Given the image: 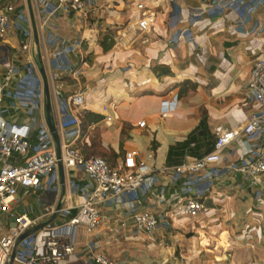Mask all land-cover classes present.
<instances>
[{
  "label": "crops",
  "instance_id": "obj_1",
  "mask_svg": "<svg viewBox=\"0 0 264 264\" xmlns=\"http://www.w3.org/2000/svg\"><path fill=\"white\" fill-rule=\"evenodd\" d=\"M11 1L29 14L32 9L38 28L36 0L5 3ZM138 3L157 13L156 23L148 33L136 30L135 23L140 18ZM213 3L214 0H100L83 25L74 24L63 10L50 20V30L67 46L80 45L83 53L81 62L77 52L71 54L74 66L62 73L61 84L65 96L82 89L87 91L82 109V128L83 122L87 128L79 141L87 144L90 152L98 147L114 166L127 152L137 151L141 159L152 152V165L160 171L213 151L216 127H244L254 109L246 91L252 64L264 58V30H259L264 25V7L241 24L233 12L215 15L209 8ZM195 11H202V21L195 22L191 14ZM123 30L128 39L124 46H117V33ZM38 32L37 60L39 66L42 61L50 81L55 48L46 44L45 33L39 28ZM170 39L179 43L169 44ZM17 44L16 36L0 41V81L6 73L1 57L5 50L14 54ZM24 74L22 69L11 82L12 89ZM51 90L58 128L62 114L56 92L52 87ZM174 100L176 104L172 103ZM12 101L6 96V105ZM167 101L171 110L163 118L161 112ZM105 106L112 122L104 119ZM5 118L20 123L29 121L22 111L7 113ZM141 121L146 122L145 128L138 126ZM95 132L100 136L97 145L91 137ZM36 141L35 134L32 143ZM242 155L238 145L222 155L225 177L205 198L206 212L202 216L190 218L174 212L170 216L171 226L159 229L152 238L130 230L118 233L109 224L93 234L81 229L76 253L64 264H89L88 243L95 244L98 253L125 264H264V189L262 192L254 184L238 183L240 178H234L229 169L240 164ZM170 173L161 176L158 188L166 190V198L171 201ZM73 175H77L78 185L87 183L81 172ZM61 181L60 176V185ZM65 184L62 206L81 205L84 198L80 191L71 193L66 179ZM53 197L21 189V202L15 212L20 213L24 207L32 218H37L42 214L39 203ZM156 202V198H148L144 205L156 212L168 208L165 203L155 206ZM53 216L42 219L40 224ZM23 241L16 255L22 252V246L33 245L30 237ZM39 250L42 251L41 245Z\"/></svg>",
  "mask_w": 264,
  "mask_h": 264
},
{
  "label": "built area",
  "instance_id": "obj_2",
  "mask_svg": "<svg viewBox=\"0 0 264 264\" xmlns=\"http://www.w3.org/2000/svg\"><path fill=\"white\" fill-rule=\"evenodd\" d=\"M99 1L36 0L38 28L45 33L46 44L55 48L52 55L54 74L50 76V82L62 114L58 131L67 188L71 193L79 190L84 198L79 206H62L59 159L55 140L45 120L44 82L36 55L31 16L18 3L0 0V41H8L11 36L18 38L15 53L10 55V51L5 50V55L1 57L6 73L0 81V264H9L14 245L24 233L38 226L42 219L53 215H57V220L32 233L29 236L32 247L22 246V252L16 255L13 264H64L76 253L81 229L93 234L109 224L118 233L130 230L135 235L145 234L152 238L159 229L171 226L170 216L174 212L190 218L202 216L206 212L205 198L225 177L221 167L222 155L234 145L239 146L243 160L229 167L233 177L240 178L238 183L254 184L263 192L264 58H258L252 64L246 91L254 109L244 127L241 130L216 127L214 149L201 158L159 171L152 165V152L144 159L137 151L127 152L115 166L101 156L87 157L82 152L77 142L84 133L82 109L86 105L87 91L82 89L65 96L61 80L62 73L64 75L71 71L74 66L71 54L77 52L81 62L83 53L80 45L67 46L58 34L53 33L50 20L63 10L74 24L83 25L96 10ZM263 7L264 0H214L209 8L217 16L233 12L243 24ZM137 10L140 18L135 23L136 30L140 33L150 32L156 23L157 13L144 3H138ZM191 14L195 22L203 20L202 11ZM260 27L259 30H264V25ZM117 34L116 45L124 46L128 39L127 31ZM182 35L187 37L188 33ZM179 41L170 39L168 43L178 44ZM22 69L25 74L12 89L11 82L18 78ZM6 96L12 98L11 104H5ZM169 103H164L165 108L161 112L163 118L171 110ZM172 103L176 104L177 101ZM16 111H22L29 121L20 123L5 118L7 113ZM103 113L104 119L112 122L107 106L103 108ZM138 126L145 128L146 122L141 121ZM35 134L37 141L32 143ZM169 171L168 187L173 189L171 201L166 198V190L158 188L161 176ZM79 172L87 180L83 186L77 184V175H73ZM21 189L54 197L40 202L42 214L32 218L24 207L20 213L15 212L21 202ZM148 198L157 199L155 206L165 203L168 208L156 212L144 205ZM60 204L61 208L58 209ZM40 245L42 251L39 250ZM87 247L89 264H125L98 253L93 243H88Z\"/></svg>",
  "mask_w": 264,
  "mask_h": 264
},
{
  "label": "water",
  "instance_id": "obj_3",
  "mask_svg": "<svg viewBox=\"0 0 264 264\" xmlns=\"http://www.w3.org/2000/svg\"><path fill=\"white\" fill-rule=\"evenodd\" d=\"M30 15H31V20H32V24H33V30H34V42L37 48L40 47V38H39V32H38V28H37V23H36V18L35 15L33 13V10H30ZM40 73L42 75L43 78V82H44V94H45V114H46V122L48 125V128L55 140V144H56V151H57V155H58V159H59V171H60V176H61V185H62V199L64 198L65 194H66V184H65V175H64V168H63V163L61 161V152H62V146H61V140H60V136H59V131L56 125V121L54 118V112H53V99H52V90H51V85H50V81L48 78V75L46 73V70L43 66L42 61H40ZM61 208V204L59 205L58 209ZM56 219V215H54L52 217V219H50L47 222H44L32 229H30L29 231H27L26 233H24L16 242V244L14 245L12 254H11V258H10V262L9 264H13L15 257H16V253H17V247L20 244L21 241H23L25 238L29 237L32 233L37 232L40 229H43L44 227H46L47 225L51 224L54 220Z\"/></svg>",
  "mask_w": 264,
  "mask_h": 264
},
{
  "label": "trees",
  "instance_id": "obj_4",
  "mask_svg": "<svg viewBox=\"0 0 264 264\" xmlns=\"http://www.w3.org/2000/svg\"><path fill=\"white\" fill-rule=\"evenodd\" d=\"M86 128H87V124L83 122V129L86 130ZM91 137H93V139H94V141H95V144H94V145H97V143H98V141H99V139H100L99 134H98L97 132H95L94 135L91 136ZM94 145H93V146H94ZM77 146L83 151V153H84L87 157L92 156V155L90 154L91 152L89 151L90 147H89L87 144L82 145V144L80 143V141H79L78 144H77ZM101 157H102V156H101ZM103 158H105V157L103 156ZM109 162H110V161H109ZM109 162H108V163H109ZM109 164H110V163H109ZM110 165H111V164H110ZM111 166H114V165L112 164Z\"/></svg>",
  "mask_w": 264,
  "mask_h": 264
},
{
  "label": "rangeland",
  "instance_id": "obj_5",
  "mask_svg": "<svg viewBox=\"0 0 264 264\" xmlns=\"http://www.w3.org/2000/svg\"><path fill=\"white\" fill-rule=\"evenodd\" d=\"M90 154L103 157V153L101 152V150L98 149V147H96L95 150H92Z\"/></svg>",
  "mask_w": 264,
  "mask_h": 264
}]
</instances>
